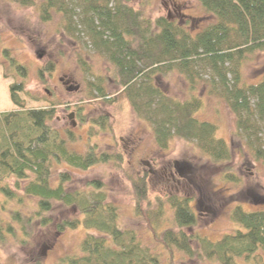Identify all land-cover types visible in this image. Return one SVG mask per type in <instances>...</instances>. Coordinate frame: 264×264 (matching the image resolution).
I'll return each instance as SVG.
<instances>
[{"label":"trees","instance_id":"trees-1","mask_svg":"<svg viewBox=\"0 0 264 264\" xmlns=\"http://www.w3.org/2000/svg\"><path fill=\"white\" fill-rule=\"evenodd\" d=\"M10 1L20 7L35 6L42 22L58 16L61 32L71 42L88 41L91 51L111 70L110 78L86 82L91 99L108 105L125 99L137 119L148 125L160 150H166L176 137L195 143L213 164L229 163L232 158L231 144L217 136L216 125L196 117L201 108L199 96L180 101L161 89L159 78L177 73L190 92L200 84L207 94L226 104L234 115V136L244 153L264 164V62L256 82H245L242 73L248 58L264 55V0H195L210 19L193 30L167 13L150 20L144 15V3L136 8L133 0ZM2 54L20 77L26 76V69L7 50ZM80 65L88 73L85 62ZM51 72L49 68L39 70L40 76ZM106 81L111 82L112 92L107 91ZM26 95L25 85L13 82L9 97L14 109L0 113V196L4 198L0 244L5 245L9 238L24 248L34 242L39 230L53 231L56 239L66 230L82 227L85 233L79 256L66 257L63 264H161L135 230L120 226L117 206L108 201L101 181L92 180L82 189L71 187L72 169L86 171L110 157L96 150L71 152L65 138L53 129L55 106L25 107ZM104 117L93 122L104 128L108 123ZM66 135L74 138L71 132ZM60 165L65 169L54 174ZM147 178L143 173L131 181L134 211L156 227L165 204L157 200L156 208L151 207ZM223 179L238 182L229 171ZM179 193L166 199L174 217V228L160 234L166 250L209 263L264 264L260 254L264 251V195L250 197L253 205L249 211L236 204L230 212L235 228L212 241L192 232L198 227L199 215L193 210L191 196ZM25 198L35 200L31 216L21 212ZM13 202L19 209L5 207ZM66 211L73 217L62 215ZM41 258L31 259L33 264H43Z\"/></svg>","mask_w":264,"mask_h":264},{"label":"rangeland","instance_id":"rangeland-1","mask_svg":"<svg viewBox=\"0 0 264 264\" xmlns=\"http://www.w3.org/2000/svg\"><path fill=\"white\" fill-rule=\"evenodd\" d=\"M142 3L146 18L154 20L167 13L173 20L187 22L192 30L202 28L210 19L195 0L132 1L136 8ZM82 42H71L63 35L58 16L53 15L49 21L42 22L35 6L20 7L10 0H0V113L14 109L9 85L23 83L28 94L24 97L25 107L55 106L53 129L65 138L71 152L86 154L96 150L110 157L105 163L96 164L86 171L72 169V188L82 189L92 180L101 181L108 201L117 206L120 226L135 230L139 240L160 258L161 264H216L197 261L177 250H166L162 245L160 234L166 228H174L173 213L166 199L173 193L190 195L193 210L199 215L198 227L192 232L212 241L218 240L235 228L230 212L236 204L249 211L253 205L252 201L249 203L250 197L255 193L264 195V164L255 162L244 153L241 142L234 136V115L226 104L207 94L200 84L190 92L189 86L177 73L159 78L161 89L180 101L199 96L201 108L196 117L216 125L217 136L231 144L232 158L229 163L213 164L199 152L195 143L176 137L171 139L166 150H160L148 125L137 119L125 99L119 98L110 105L91 99L86 82L110 78L111 70L102 57L91 51L88 41ZM3 50H7L16 63L26 69L25 77H20L10 66L2 54ZM80 61L85 62L88 73ZM263 62L262 54H255L245 61L242 67L245 82L258 80V68ZM44 68H49L51 75L40 76L39 70ZM3 74L7 77L4 78ZM65 81L77 88L66 90L62 83ZM107 81L105 87L112 92L111 82ZM71 113L74 117H70ZM104 115L108 123H103L102 128L93 121L101 120ZM82 120H86L84 124ZM67 131L73 133L74 141L70 140L71 136L66 138ZM64 169V165H60L53 173ZM226 171L236 176L238 182L225 181L223 175ZM143 173L148 175L147 197L151 207L156 208L157 200L165 204L156 227L150 226L134 211L135 193L131 181ZM3 202L4 198L0 196V205ZM14 204L9 203L5 207L19 209ZM20 206L23 215L31 216L35 200L25 198ZM64 214L67 218L73 217L68 211ZM1 215L6 219L4 213ZM38 232L28 247L20 248L9 238L5 245L0 244V264H33L31 258L34 256L42 257L43 264H63L66 257L79 256L80 242L85 233L82 227L66 230L56 239H53V231L48 229ZM260 254L264 263V251Z\"/></svg>","mask_w":264,"mask_h":264},{"label":"flooded vegetation","instance_id":"flooded-vegetation-1","mask_svg":"<svg viewBox=\"0 0 264 264\" xmlns=\"http://www.w3.org/2000/svg\"><path fill=\"white\" fill-rule=\"evenodd\" d=\"M63 81V79H61ZM64 86H66V90L71 91L74 90L77 87L72 86L68 81L62 82ZM70 117H74V113H71Z\"/></svg>","mask_w":264,"mask_h":264}]
</instances>
